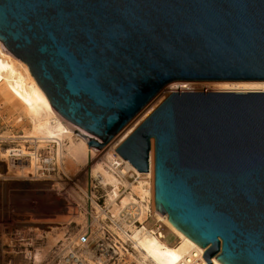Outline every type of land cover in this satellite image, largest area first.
I'll use <instances>...</instances> for the list:
<instances>
[{
	"label": "water",
	"instance_id": "obj_1",
	"mask_svg": "<svg viewBox=\"0 0 264 264\" xmlns=\"http://www.w3.org/2000/svg\"><path fill=\"white\" fill-rule=\"evenodd\" d=\"M0 42L104 149L175 83L264 82V0H0ZM208 264H264V93H173L116 148Z\"/></svg>",
	"mask_w": 264,
	"mask_h": 264
},
{
	"label": "bare ground",
	"instance_id": "obj_2",
	"mask_svg": "<svg viewBox=\"0 0 264 264\" xmlns=\"http://www.w3.org/2000/svg\"><path fill=\"white\" fill-rule=\"evenodd\" d=\"M173 93H264V82H238V83H175L166 87L157 99L152 103L144 113L132 124V126L119 134L115 141L107 146L102 158L99 152H95L90 148L86 142L84 135L76 134L73 127L64 121L52 108L50 101L43 90L40 88L34 77L32 76L28 66L20 60L14 58L2 47L0 42V95L6 101L14 103L27 118L30 130L24 132L22 135L8 131L4 132L2 138L16 139L21 142V149L27 153V147L24 143L28 142L31 148L36 151L32 153L34 160L26 164L19 162L10 176L3 178L9 181L30 180L28 178L29 171L32 174L36 173L39 161L37 157L39 152L49 154V162L57 166V170L67 169L76 171L79 164L85 163L89 167L90 179H100L105 186L115 188V192L119 188V182L111 172L114 166V157L112 152L133 132V130L147 118L150 113L157 108L164 99ZM21 120H19L20 122ZM18 143V142H17ZM55 144L57 146L56 152L48 153L45 149L46 146ZM103 153V152H101ZM3 155V154H2ZM7 154L1 156L6 159ZM124 161V160H123ZM151 167L148 173H139L128 162L124 161L125 170L121 171H134L138 175L136 184H128L131 192L123 200L125 206L137 204L143 213L144 218L147 214L155 215L159 221L164 222L170 230L176 235L179 240L177 245H169L164 239L165 236L158 230H148L146 227L141 229H133L131 231V239L137 244V249L141 254L144 263L150 264H182V261L190 259L194 260V253H205L204 249L200 248L197 244L187 238L184 234L178 231L168 220V216H161L155 210V190H154V153L152 151ZM14 162V161H13ZM23 168L20 173L19 166ZM4 171L5 169L2 168ZM33 179V177H32ZM35 181V180H34ZM32 180V183H34ZM33 184L31 188H33ZM0 185H4L0 182ZM15 185L11 183L8 187ZM88 195V192L86 191ZM90 204V202H89ZM90 207V205H88ZM130 208H134L131 206ZM99 216H103V211L97 207ZM34 231H39L42 226L32 221ZM81 225L82 222L77 223ZM47 229L57 232L56 238L53 239L51 245L56 244L58 240L64 241V235L67 233V227L54 228L48 226ZM95 229V228H94ZM96 230V229H95ZM91 238H93L94 231L92 230ZM41 238V234H37ZM80 238V237H79ZM73 243V242H72ZM75 245L74 244H70ZM74 246V247H75ZM69 248H72L69 247ZM51 247L43 251L42 254H37L35 257V264H43L45 257ZM76 249L71 253L70 258L64 262L68 264L75 260L74 264H94L95 260L92 257L91 249ZM93 260V261H92ZM94 262V263H93ZM98 264V263H95ZM208 264V263H207ZM212 264H221L216 258L213 259Z\"/></svg>",
	"mask_w": 264,
	"mask_h": 264
},
{
	"label": "built area",
	"instance_id": "obj_3",
	"mask_svg": "<svg viewBox=\"0 0 264 264\" xmlns=\"http://www.w3.org/2000/svg\"><path fill=\"white\" fill-rule=\"evenodd\" d=\"M4 128L5 124L0 116V158L7 154L6 159H0V182L4 184L0 185V264H17V261H20V264L21 262L34 264L37 254H42L46 250V238L41 230H33L32 217H21L16 214L14 202L16 198L25 197L32 192V180H35V184H44L48 175L57 171L58 168L54 163L49 162V154L39 152L36 173L32 174L29 171L27 174L31 181H9L3 178L10 176L13 167L19 162L31 165L34 160L32 153L36 152L28 142L24 143L27 147V153H25L20 144L15 142L16 139L2 138L5 132ZM112 154L115 161L110 170L118 180L119 188L115 192L114 187L105 186L100 179H90L86 224L83 234L76 241V246L73 245L75 246L73 250L76 249L75 252H78L79 249H91L92 257L98 264H126L127 256L139 253L136 242L131 239L130 230L145 227V223L152 216L149 213L144 218L137 204L130 206L123 204V200L131 192L128 184L130 185V182L136 184L138 175L131 170L124 171V175H122L121 171L125 170L124 161L116 154V150ZM18 166V171L21 173L23 168ZM2 168L5 170L3 171ZM11 183H15V185L8 187ZM131 206L134 208H130ZM97 207L103 211V216H99ZM98 225H101V229H98ZM92 230L94 231L93 238H91ZM37 234H41V238H38ZM71 251L72 249L67 251V255L61 258L59 264H64L66 260L71 259L70 257L73 255ZM194 255V260H184L182 264H207L203 258L204 253H194ZM74 263L75 260H72L68 264Z\"/></svg>",
	"mask_w": 264,
	"mask_h": 264
},
{
	"label": "rangeland",
	"instance_id": "obj_4",
	"mask_svg": "<svg viewBox=\"0 0 264 264\" xmlns=\"http://www.w3.org/2000/svg\"><path fill=\"white\" fill-rule=\"evenodd\" d=\"M15 103V102H14ZM14 103L6 101L0 95V116L5 124L4 131H11L22 135L30 130V125ZM19 120H21L19 122ZM70 125V124H69ZM71 126V125H70ZM72 127V126H71ZM74 131L76 129L73 127ZM79 134V133H76ZM115 139L107 146L112 144ZM18 144L21 142L17 140ZM95 150L99 152L102 158L105 149ZM48 153L57 150L55 144L45 147ZM116 150V149H115ZM103 152V153H101ZM132 182H130L131 184ZM42 190L41 192L37 190ZM90 192V176L89 167L85 164H79L76 171H69L62 168L49 174L46 183L33 184L32 192L25 196L16 198L14 209L19 216H30L33 222L42 226L41 231L46 238V250L51 247L45 257L43 264H59L62 257L67 255V251L72 249L70 244H75L86 224L87 210V194ZM103 202V200H102ZM82 222L81 225L77 223ZM48 226L54 228L67 227V233L64 235V241L58 240L56 244L51 245V242L57 236V232L47 229ZM148 230H158L165 236L164 241L169 245H177L179 243L176 235L162 221H159L153 214L144 225ZM101 225H98V229ZM73 242V243H72ZM20 264V261L16 262ZM126 264H143L144 260L140 253H134L127 256ZM21 264H25L21 262ZM35 264V263H34ZM146 264H150L147 262Z\"/></svg>",
	"mask_w": 264,
	"mask_h": 264
}]
</instances>
